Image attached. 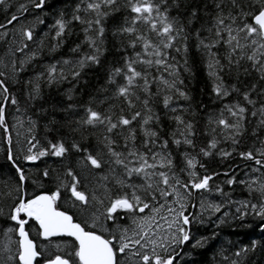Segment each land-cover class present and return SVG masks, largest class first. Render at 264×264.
Wrapping results in <instances>:
<instances>
[{
	"label": "snow or ice",
	"instance_id": "6c2138e0",
	"mask_svg": "<svg viewBox=\"0 0 264 264\" xmlns=\"http://www.w3.org/2000/svg\"><path fill=\"white\" fill-rule=\"evenodd\" d=\"M29 2L36 9H43L46 6V0H29ZM117 5L118 0H87L83 11L94 13V19L82 18L79 15L82 10L81 4L75 6L71 19L86 25L85 40L93 51L77 61L78 67L71 71L73 77H79L80 70L87 64L100 63L99 57L102 53L100 44L105 31L102 18L107 17L110 11L118 10ZM0 6L7 8V0H0ZM182 6L181 0H125L124 7L129 11L130 23L126 21L127 26L122 27L120 31L131 38L128 46L133 48L134 56L126 57L123 66L110 70L108 83L116 85L115 96L122 104L127 105L130 115L125 114L124 109L121 108V113L114 121L111 115L88 107L85 109V117L76 121L77 129L104 125L105 132L109 134L105 136L107 152L114 158V163L123 168L122 176L113 175V181L121 192L115 198L107 196L106 205L103 196H98L94 192L89 199L84 191L78 190L77 177L71 170L67 172V175L72 177L71 184L60 181L56 184L55 190L47 188L44 183L49 178L47 168L38 169L34 176L27 175L19 161L36 162L49 155L63 157L68 148L62 139L56 142L47 141L48 147L40 146L34 134L36 122L29 118L25 145H22L14 155L11 131L16 125L9 127L6 106L8 104L17 106L19 102L9 91L8 80L12 77L9 73L0 71V130L8 145L7 160L11 162L15 174L13 178L4 182L3 188H0V200L8 208L5 213L4 207L0 206V216L12 222L3 229L5 242L0 249L3 252L0 264H39L38 257H43V264H175L178 255L176 249L190 240L187 226L197 221L203 213L214 215L221 212L226 203H233L228 199L229 193L223 191L222 184L229 187L236 183L245 184L250 190L259 191L262 202L240 203V206L236 207V213L239 214V218H243L251 209L255 216L264 220V181H260L257 188L258 181L255 176H250L247 181L237 180L234 171L230 175L229 171L221 173L211 166L219 157L220 163L232 161V164L228 165L231 170L235 164L234 157H238L242 162H247L246 166L250 173H264V138H259L260 147L238 150V145L247 131L245 123L248 122L247 114L250 111L247 105L255 108L256 101L252 99V93L257 90L258 85L250 83L241 89L235 84L230 87H224L223 84V74L236 71V78L239 80L241 70L245 75L258 73L259 80L264 81V0H213L215 9L213 39L208 42L199 39L198 46L202 47L210 58L207 67L210 69L209 75L214 78L212 91L216 97L222 99L229 97L231 93H236L242 97L243 103L237 101L225 104L217 117L209 116L208 123L215 125L211 129L212 135L203 146L199 147L195 155L187 151L181 154V165L177 172L178 166L174 164L171 153L167 151L169 141L162 139L158 131L148 127L153 119L149 107L153 94L149 87L147 68L155 64L165 70L170 69L171 82L165 79L162 83L169 92L185 100L189 99L188 93L178 87L183 85L184 81L179 79L177 66L168 63V50L175 48L177 53L181 52L182 48L177 44H183L186 40L185 25L170 14V9L174 8L179 13ZM18 11L27 12L28 8L25 4H20ZM187 11L188 22L191 24L198 18L200 9L194 4H189ZM17 19V15L14 14L6 23L12 24ZM39 22L43 23V21ZM68 23L64 13L60 12L55 20L57 37L65 33ZM140 24L145 26L146 31L138 29L137 26ZM0 28H6V24H0ZM208 31L212 32V29ZM90 32H94V35H89ZM20 34L21 47H17L15 51H22L28 46L26 41L33 38L31 29H22ZM4 35L6 36L7 32ZM97 38L100 43H97ZM138 44L143 49V56L141 52L135 51ZM218 44L226 48L223 57L225 63H221L217 58L218 54L212 51ZM78 49L79 45L72 51L76 52ZM183 51L186 55V44H183ZM148 56L155 59H148ZM172 59L174 60L175 57ZM242 61L246 62L247 66ZM69 63L68 60L64 61V64ZM187 63L185 59L183 65L185 71H189ZM137 64H143L146 68L138 71ZM12 65V75H14L17 71L15 61H12ZM22 66L23 61H21ZM55 72V66H50L47 70L49 83L52 82ZM117 77L122 78L123 82L117 83ZM63 78L61 74L60 79ZM140 93H143V99ZM28 95L30 99L35 100L39 95L38 86L33 85ZM260 95L264 96V89L260 91ZM171 99V95H164L163 104L166 108L169 107ZM137 105L141 110H135ZM16 111L19 112V107ZM172 111L175 112L176 109L173 108ZM250 114L254 118L259 117V126L264 128V101H261L258 109L251 110ZM175 120L182 126L178 129V135L182 139L174 138L172 143L195 149L196 132L193 123H186L180 116H176ZM134 121L140 124L144 137L143 148L146 151L141 152L135 147L137 133L132 127ZM17 122L20 123L19 120ZM50 123L55 124V121ZM115 130H118V135L127 133L124 135L127 155L115 151L112 147L115 141L110 135ZM45 131L51 129L46 125ZM17 135L19 136L20 133L17 132ZM253 135H256V129H253ZM173 136H177V133H173ZM222 144L228 147H222ZM157 147L160 149L159 152L153 150ZM71 148L81 150L75 142L72 143ZM198 157L207 159H198ZM149 158L152 160L151 163ZM86 160L93 168H100L102 165V161L91 154L86 156ZM130 164L132 166H129ZM221 175L225 179L217 183ZM245 175L248 176L249 173ZM133 177H138L142 182L132 183ZM29 187L32 188L31 192L28 191ZM61 187L71 193V198H74L73 207H78L82 213L87 212L93 201L103 206L104 212L97 210L99 214L92 213L82 220L74 219V214L61 210L58 204ZM213 191L225 200L219 203L209 202L206 195ZM197 207L199 211L194 213L189 211ZM118 210H122L131 221L129 225L119 223ZM228 215L227 211L223 213L224 217ZM101 217L105 223H101ZM108 221H112V224H107ZM30 222L36 227L37 235L49 241L48 245L37 247L30 238L29 231L26 230ZM55 237L71 238V241L66 243V248L70 249L67 255L61 254L63 249L60 244L54 245L56 253L45 254L46 249L52 246L51 238ZM200 245L201 241H196L195 246ZM255 248L256 241H252L251 249ZM249 250L247 246L239 249L234 253L236 258L232 260L224 257L225 264H242V256L247 255Z\"/></svg>",
	"mask_w": 264,
	"mask_h": 264
},
{
	"label": "trees",
	"instance_id": "16d2710c",
	"mask_svg": "<svg viewBox=\"0 0 264 264\" xmlns=\"http://www.w3.org/2000/svg\"><path fill=\"white\" fill-rule=\"evenodd\" d=\"M125 0H118V10H112L107 17L102 18V26L104 27V35L102 38V53L100 54L99 64H87L84 69L80 70L79 77H73L71 71L78 67L77 61L86 54H91L93 49L89 47L85 40L83 25L71 19L73 10L77 4H81L82 18L94 19L95 14H89L83 11L84 4L87 0H46V6L43 9L33 8L29 0H7L8 7L0 6V24H6V28H0V71L9 73L12 77L8 80L9 91L18 100V105L8 104L6 106L7 123L11 128L10 120L14 116L26 118L29 128V118L36 122L34 134L40 142V146L48 147L47 141L56 142L63 140L68 151L63 157L45 156L36 162L19 161L25 169L28 176H34L37 170L45 168L49 171V178L44 181L47 188L55 190V186L60 181L65 184H71L72 177L67 175L71 170L73 175L77 177V189L85 192L86 196L91 198L95 192L98 196L104 197V204L108 202L107 196L115 198L120 194L121 189L113 181V175L122 176L123 168L114 163V158L110 156L105 147V136L109 135L105 132L104 125L85 126L77 129L76 121L85 117V109L88 107L96 111L111 115L115 121L116 117L121 113V108L125 114L130 115L127 105L115 96V84L108 83V75L114 67H121L124 64L126 57L134 56L133 48L129 47L130 37L128 34L122 33L120 29L130 23L129 11L124 7ZM182 7L179 13L173 8L170 9V14L177 17L182 24L185 25L187 53L183 51V44H177L181 47V52L177 53L175 48L168 50V63L177 66L179 71V79L184 81L183 85H178L181 90L188 93L189 99L185 100L177 95L169 92L166 86L162 83L167 79L171 82L172 77L169 75V70L163 67H158L153 64L147 68L150 81L149 87L153 94L150 98L149 107L153 119L148 127L158 131L162 139L169 141L167 151L171 153L174 164L179 171L181 165L182 153L191 152L195 155L199 151V147L207 141L212 135L211 129L215 125L208 123L209 116L217 117L220 110L225 104L242 101V97L236 93H231L229 97L218 99L212 91L214 78L209 75L210 69L207 67L209 56L207 52L198 46L199 39H204L206 42L211 41L214 35V20L215 9L213 0H181ZM20 4H25L28 8L27 12H19ZM194 4L199 7L200 13L198 18L194 19L191 24L188 22L187 6ZM64 13V18L69 23L67 24L65 33L57 37L55 20L59 13ZM17 15L18 19L12 24H7V19L12 15ZM39 21H43L40 23ZM140 30H145V26L140 24L137 26ZM11 28V30H10ZM31 29L33 38L26 41L27 47L22 51H15L17 47H21L20 40L22 29ZM212 29V32L208 30ZM7 32L5 36L3 33ZM199 34V36H198ZM89 35H94L90 32ZM154 39V36H153ZM97 43H100L97 38ZM79 45V49L73 52L72 49ZM135 51H139L144 55L143 49L138 44ZM217 53L221 63H225L223 57L226 54V48L222 44H218L212 49ZM34 54V55H33ZM172 57H175L173 60ZM148 59H155L148 56ZM187 60L189 71L184 70V61ZM70 61L69 64H64V61ZM12 61H15L16 73L12 75ZM21 61L23 66L21 67ZM242 63L247 66L246 62ZM50 66L56 67L54 78L51 83L48 82L47 70ZM138 71H143L146 66L137 64ZM61 74L64 76L60 79ZM156 78L155 80L153 78ZM223 74L224 87H230L235 84L237 87L244 89L250 83L258 85L257 90L252 93V99L256 101L255 108L252 105H247L249 113L247 114L248 122L245 123L247 129L242 137L241 143L238 145V150H247L250 147H260L259 138H264V128L259 126V117H252L251 110L258 109L261 101H264V96L260 95V91L264 89V81L259 80V74L252 72L251 75H245L243 70L239 73ZM117 83H122V78L117 77ZM31 81V83H29ZM33 85L38 86L39 95L35 100L29 98L28 93L32 90ZM159 89V91H158ZM172 96L169 102V107L163 104L164 95ZM143 99V93H140ZM19 107V112L16 111ZM176 111L173 112L172 109ZM135 110H141L137 105ZM227 116V114H225ZM176 116H180L186 123L191 122L195 128V143L196 148L192 149L183 144L177 146L172 143L174 138H180L178 129L182 126L177 124ZM11 118V119H10ZM158 118V119H157ZM138 120L140 118H137ZM231 119V118H229ZM21 121V119H15ZM55 121V124L50 122ZM48 126L51 131H45V126ZM132 127L136 130L135 147L141 152L146 151L143 148L144 137L140 130V124L134 121ZM28 128L26 132L28 135ZM77 129V130H73ZM253 129H256V135H253ZM115 130L110 138L115 141L112 147L117 152H123L127 155V150L124 147L125 140L123 135L117 134ZM177 133V136H173ZM25 135V134H24ZM21 136V142L17 143L12 137L13 153L17 154L19 148L25 144V137ZM11 136L12 131H11ZM77 143L80 146V151L71 148L72 143ZM159 143V141H158ZM222 147H228L222 144ZM151 147V145H150ZM8 145L4 141L2 130H0V188H3L5 181L14 177V169L11 162L7 160ZM159 152L160 149L154 148V151ZM50 150V149H49ZM87 150V151H84ZM88 154L97 157L102 161L100 168H93L86 160ZM131 159V158H130ZM198 159H207L200 158ZM235 164L232 169L228 168L232 161L220 163L219 157L216 158V163L212 164L217 171L223 173L229 171L231 175L235 172L237 180H249L250 176H255L259 186V178L264 179V173H250L246 166L247 162H242L238 157H234ZM152 160L149 158V163ZM129 166H132L131 164ZM245 173H249L248 176ZM58 177V179H57ZM107 177V179H105ZM225 177L220 176L217 183L223 181ZM132 183L139 184L142 181L138 177H133ZM30 184L31 181L29 180ZM224 192L229 193L228 199H241L250 203H260V192L250 190L245 184H233L232 186L221 185ZM31 192L32 188L29 187ZM61 197L59 201L64 202V206L73 205L71 193L61 187ZM125 191H131L125 189ZM105 192L107 195H105ZM214 194H220L213 191ZM58 201V202H59ZM198 202V200H197ZM0 206L4 207L5 213L8 208L0 200ZM73 207V206H72ZM198 208V207H197ZM199 209V208H198ZM77 218H86L92 213L104 212V207L91 202L87 212H81L78 207H74ZM191 212H197L196 208L189 209ZM225 211H231L227 217L223 216ZM120 216V215H119ZM103 219V217H101ZM121 218V217H119ZM124 218V217H123ZM125 222L126 220L121 219ZM12 222L7 221L4 216H0V249L5 242L3 238V229L10 226ZM121 224V223H120ZM123 225V224H121ZM190 233V240L185 242L176 249L178 255L175 258V264H225L224 257L229 260L235 259L234 253L239 249L247 246L250 250L247 255L242 256V264H264V220L255 216L251 209L243 218H239V214L232 208L231 210L225 206L221 212L215 213L208 217L206 212L192 224L187 226ZM200 240L201 245L195 246L196 241ZM252 241H256V248L251 249ZM3 259V252L0 250V261Z\"/></svg>",
	"mask_w": 264,
	"mask_h": 264
},
{
	"label": "flooded vegetation",
	"instance_id": "af4514ba",
	"mask_svg": "<svg viewBox=\"0 0 264 264\" xmlns=\"http://www.w3.org/2000/svg\"><path fill=\"white\" fill-rule=\"evenodd\" d=\"M58 204H59L61 210H67L69 212V214H74V219H77V220L84 219V218H77V214H76V212L74 210V207H72L73 205H69L68 207L64 206L65 204L62 201H59ZM90 205H91V203H90ZM118 212H119V215H120L119 217H121V218H119V223H121V224H123L125 226L129 225L131 223V221L126 217L124 212L122 210H118ZM137 215H141V214L137 213ZM121 219H124L126 221L125 222L120 221ZM101 223H105V221L102 218H101ZM107 224H112V221H108ZM26 230L29 231L30 238L34 240V242L37 244L38 248L49 244V241L44 240L42 237H39L37 235L36 227L33 226V222H30L29 225L26 226ZM13 239H16V237H13ZM70 241H71L70 237H55V238H51L52 246H50L48 249H46L45 254L47 255L49 253H52V254L56 253V248L54 247V245L60 244L61 248L63 249L61 254L62 255H67V252L70 249L66 248V243L70 242ZM14 250L15 249L13 248V251ZM37 260L39 261V264H43V257H38Z\"/></svg>",
	"mask_w": 264,
	"mask_h": 264
},
{
	"label": "rangeland",
	"instance_id": "374dc122",
	"mask_svg": "<svg viewBox=\"0 0 264 264\" xmlns=\"http://www.w3.org/2000/svg\"><path fill=\"white\" fill-rule=\"evenodd\" d=\"M10 30H11V28H10ZM3 34H4V33H3ZM0 35H2V34H0ZM17 118H18V119H21L20 123L15 122V119H17ZM10 119H11V118H10ZM10 122H11L10 126H12V125H16L15 129L12 130V135H13L12 137L15 138L16 141H19L20 143H22L21 140H20V139H21V136L24 135V134L27 135L26 128H28V123H27L26 118L24 119V118L21 117V116H14V117H13V120L11 119ZM21 124H22L23 126H21ZM17 132L20 133L19 136L17 135ZM25 135H24V136H25ZM23 145H25V144H23ZM156 151H157V149H156ZM157 152H158V151H157ZM258 180H259V181H264V179H261V178H259ZM206 199H207L209 202H214V203H219V202L225 200V199H222L219 195L214 194L213 192L210 193V194H207V195H206ZM231 201H233L232 204H227V203H226L227 207H228L230 210H231L232 208H234V209L236 210V207L240 206V203L246 202V201H244V200H241V199H234V198H233ZM105 205H106V204H105ZM196 209L199 211L198 208H196ZM228 212L231 213V211H228ZM206 214H207L208 217H211V216H212V215H209L207 212H206Z\"/></svg>",
	"mask_w": 264,
	"mask_h": 264
}]
</instances>
